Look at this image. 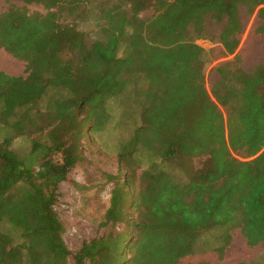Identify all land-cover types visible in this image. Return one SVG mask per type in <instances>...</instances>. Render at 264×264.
Listing matches in <instances>:
<instances>
[{
	"label": "trees",
	"instance_id": "trees-1",
	"mask_svg": "<svg viewBox=\"0 0 264 264\" xmlns=\"http://www.w3.org/2000/svg\"><path fill=\"white\" fill-rule=\"evenodd\" d=\"M21 1L0 13V48L26 65L25 77L0 71V264L67 263L56 190L115 115L110 101L119 140L106 174L108 233L73 264H180L223 252L235 228L249 247L264 245V64L218 65L208 93L210 58L196 44L220 24L232 55L239 8L256 12L264 32V0L101 3V39L91 43L77 29L87 0ZM23 136L37 137L25 159L11 148Z\"/></svg>",
	"mask_w": 264,
	"mask_h": 264
},
{
	"label": "rangeland",
	"instance_id": "rangeland-1",
	"mask_svg": "<svg viewBox=\"0 0 264 264\" xmlns=\"http://www.w3.org/2000/svg\"><path fill=\"white\" fill-rule=\"evenodd\" d=\"M115 0H87L88 15L77 24V29L83 34L87 43L101 39L99 32L100 18L96 11L101 3L111 5ZM24 7L21 0H0V13L10 6ZM29 12H43L40 4L26 6ZM152 10L141 13L142 17H149ZM241 32L238 35V46L232 55H226L218 42L220 24H214L208 32L196 41L204 49L210 61L204 69V87L208 93L218 80L215 68L234 57L240 59V65L245 71H250L257 64H264V32H258L262 20L257 13L248 15L243 7L239 8ZM25 63L13 58L0 48V71L13 76H26ZM48 98V96H46ZM44 99V103L48 99ZM115 115L110 119L106 129L100 133L95 142H84L81 160L67 175L66 179L58 184L54 210L63 227L62 239L70 251L66 264H73L75 255L84 243L104 236L108 233L103 225L104 213L109 206L112 184L107 180V173L116 172L115 152L119 140L117 129L119 106L118 102L110 101ZM223 116L226 113L221 109ZM32 139L36 136H23L14 140L12 150L21 158L29 156ZM238 159L239 155L234 154ZM199 159L194 163L198 164ZM40 163L35 161V167ZM215 233H213L214 235ZM205 241V239H204ZM218 247V244H215ZM264 264V245L249 247L240 230L235 228L229 231V243L219 253L212 249L197 252L182 258L180 264Z\"/></svg>",
	"mask_w": 264,
	"mask_h": 264
}]
</instances>
